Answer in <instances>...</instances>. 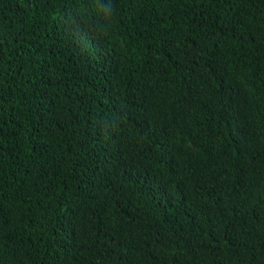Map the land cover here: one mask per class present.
Instances as JSON below:
<instances>
[{
  "label": "trees",
  "instance_id": "trees-1",
  "mask_svg": "<svg viewBox=\"0 0 264 264\" xmlns=\"http://www.w3.org/2000/svg\"><path fill=\"white\" fill-rule=\"evenodd\" d=\"M0 264H264V0H0Z\"/></svg>",
  "mask_w": 264,
  "mask_h": 264
}]
</instances>
